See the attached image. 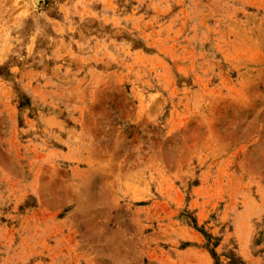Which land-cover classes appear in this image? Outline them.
Here are the masks:
<instances>
[{"label": "rangeland", "instance_id": "rangeland-1", "mask_svg": "<svg viewBox=\"0 0 264 264\" xmlns=\"http://www.w3.org/2000/svg\"><path fill=\"white\" fill-rule=\"evenodd\" d=\"M0 264H264V0H0Z\"/></svg>", "mask_w": 264, "mask_h": 264}]
</instances>
